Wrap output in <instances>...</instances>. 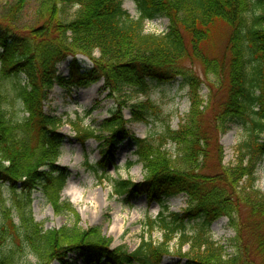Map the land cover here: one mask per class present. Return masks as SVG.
I'll return each mask as SVG.
<instances>
[{
	"label": "trees",
	"instance_id": "obj_1",
	"mask_svg": "<svg viewBox=\"0 0 264 264\" xmlns=\"http://www.w3.org/2000/svg\"><path fill=\"white\" fill-rule=\"evenodd\" d=\"M29 1L13 0L0 17V186L11 194L8 202L0 198V264H73L71 253L85 264H160L172 253L173 240L174 253L187 264H264V191L254 187L264 157V0H133L137 18L122 7L123 0H36L34 23L20 26L18 15ZM64 1L78 6L70 17L64 16ZM157 17L167 18L165 32H145V22ZM224 26L229 32L217 55L209 42L213 30ZM77 55L91 67L82 70ZM68 57L64 77L57 66ZM187 61L214 78L207 100L204 81ZM177 77L188 86L190 102L182 122L176 129L166 124L156 137L132 135L125 108L141 122L159 118L161 111L149 99L130 102V95H146L149 81ZM98 81L116 106L97 129L71 124L80 143L99 142L102 170L121 142L135 146L143 178L116 180L115 192L145 194L158 204L180 193L187 198L179 212L148 220L149 231L161 228V241L142 238L133 251L112 247L99 227L81 228L78 214L61 201L68 170L58 159L67 136L60 131L62 119L46 113L44 105L55 84L79 88ZM220 89L223 98L215 103L211 92ZM231 123L241 124L247 136L235 162L224 165L219 139ZM35 189L55 211L72 210L76 222L45 229L33 216ZM219 217L236 231L233 254L210 235ZM190 221H198L192 234ZM245 231L250 244L240 239Z\"/></svg>",
	"mask_w": 264,
	"mask_h": 264
},
{
	"label": "rangeland",
	"instance_id": "obj_2",
	"mask_svg": "<svg viewBox=\"0 0 264 264\" xmlns=\"http://www.w3.org/2000/svg\"><path fill=\"white\" fill-rule=\"evenodd\" d=\"M36 0H30L25 9L18 15L20 26H30L34 23V11ZM13 0H0V17L3 16L9 3ZM65 12L64 16L70 17L77 9V5L62 2ZM122 7L131 17L137 18L138 11L133 0H123ZM260 11V10H258ZM168 20L165 17H157L145 22V32H165ZM228 28L217 27L213 30V38L210 43V51L220 55L227 40ZM97 56L98 52H94ZM82 70L91 67V61L83 56L77 55ZM71 57L66 58L57 66L58 74L68 76V65ZM191 64L192 62L187 61ZM192 67L200 78L202 84V95L204 100L209 98L210 90L208 83L213 80L212 76H205L201 65L192 63ZM130 95V94H129ZM215 95V96H214ZM224 91L212 90L211 96L217 103L223 98ZM130 102L151 100L160 111V117L149 118L147 122L130 119L128 109H124L125 119H129L127 128L136 137H156L166 124L176 129L182 122L189 110L190 102L188 86L183 83L180 77L170 82L149 81V90L146 95L131 94ZM116 106V99L107 95L102 88V81L92 83L85 87H63L55 84L51 89L44 110L51 116L60 117L62 125L60 131L66 135L61 147V155L58 159L60 166L68 170V178L61 192V201L67 202L78 214V225L85 229L91 226L99 227L101 232L112 239V247L124 246L133 251L141 239H151L154 242L161 241L162 231L158 224L149 231L148 220H155L161 212L167 216L170 212H179L187 205V198L180 193L165 199L163 204L149 202L145 194L128 196L117 194L114 190L115 181L130 179L133 182L142 180L144 170L142 163L135 155V146L128 140L121 142L113 155V160L106 163L104 170L98 165L100 159L99 142L94 138L87 139L80 143L75 138L72 129V122L80 121L82 127L97 129L103 119L109 116L111 110ZM247 132L239 123H231L229 128L219 139L223 147L222 164L229 165L235 162L237 146L246 139ZM264 139V133L260 135ZM170 148V145H167ZM174 151L173 148H171ZM131 162L129 165L128 163ZM254 187L264 191V157L258 162L255 173ZM76 182L82 191V199L77 203L73 202L65 188L68 180ZM10 191L6 185L0 186V198L6 200L10 197ZM166 207V208H165ZM32 212L35 220L43 224L45 229L60 228L64 225H72L76 222V214L72 210L62 209L55 211L54 207L47 201L41 189L32 191ZM120 224L117 229L114 223ZM198 221H190L187 224L189 234L194 233ZM210 235L214 241L223 245L227 254H233L236 250L235 242L231 240L236 236V231L229 225L226 217H219L210 226ZM240 239L245 244H250L251 237L248 231L243 232ZM175 241L171 245L172 253L164 256L160 264H187L185 258L174 253ZM183 249H187V245ZM31 258V257H30ZM68 260L73 264H85L78 253L68 255ZM57 264V263H53Z\"/></svg>",
	"mask_w": 264,
	"mask_h": 264
},
{
	"label": "bare ground",
	"instance_id": "obj_3",
	"mask_svg": "<svg viewBox=\"0 0 264 264\" xmlns=\"http://www.w3.org/2000/svg\"><path fill=\"white\" fill-rule=\"evenodd\" d=\"M65 190L69 194L73 202L77 203L82 199V191L80 190L78 184L71 179L68 180ZM114 226L117 229L120 228V224H116V222L114 223Z\"/></svg>",
	"mask_w": 264,
	"mask_h": 264
}]
</instances>
